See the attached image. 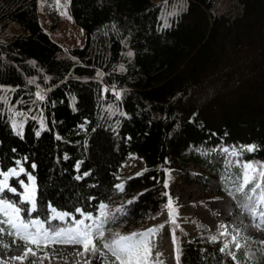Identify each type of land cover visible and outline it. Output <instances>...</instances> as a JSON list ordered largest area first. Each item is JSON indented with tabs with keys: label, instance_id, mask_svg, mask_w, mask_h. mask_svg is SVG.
I'll return each instance as SVG.
<instances>
[{
	"label": "trees",
	"instance_id": "1",
	"mask_svg": "<svg viewBox=\"0 0 264 264\" xmlns=\"http://www.w3.org/2000/svg\"><path fill=\"white\" fill-rule=\"evenodd\" d=\"M37 1L0 0V172L16 170L17 193L0 199L22 220L49 235L80 220L99 226V251L75 264H119L100 254L114 230H154L148 241L162 224L175 230L168 214L148 224L169 208L171 177L195 180L189 164L206 171L197 182L250 197L251 215L264 205V0H187L167 23L154 0H68L84 43L66 52L40 25ZM0 228L6 252L84 251ZM175 232L177 264H264V242Z\"/></svg>",
	"mask_w": 264,
	"mask_h": 264
},
{
	"label": "rangeland",
	"instance_id": "2",
	"mask_svg": "<svg viewBox=\"0 0 264 264\" xmlns=\"http://www.w3.org/2000/svg\"><path fill=\"white\" fill-rule=\"evenodd\" d=\"M154 3L161 9V20L167 23L178 12L184 11L187 0H154ZM36 9L39 23L44 31L65 52L83 45L84 33L72 20L68 11V0H38ZM7 30L12 31L13 25ZM41 92L39 91V94ZM17 119L18 115L14 114L11 121L14 127H16ZM136 164L138 165L137 161L133 160L125 169L124 175L128 176L131 166ZM140 168V165L136 166L135 170ZM185 170L195 173V180L186 181L184 177L179 179L171 177L168 186L172 192L170 200L173 204L165 213L148 224L149 226L155 221L163 222L164 214L169 215L168 220H175V223L172 222L175 230H171L167 224H162L150 237L148 245L151 254L147 264H177L178 237L175 231L191 235H195V232L214 233L217 236H225L224 238L229 242H236L241 237L243 241L264 240V209L261 215L251 218L248 214L249 207L253 205L250 197H244L241 194L233 196L230 192L218 189L219 183L216 181H210L207 185L197 182L196 180L206 175V171L199 170L190 164ZM120 233V229L114 230L109 234V240ZM26 250L23 247H17L7 253L0 246V264H75L82 258L80 248L70 245L62 246L54 252L32 251L25 256ZM103 253L105 256L109 255L107 249H104ZM247 258L254 262L258 260L252 250L247 251Z\"/></svg>",
	"mask_w": 264,
	"mask_h": 264
},
{
	"label": "snow or ice",
	"instance_id": "3",
	"mask_svg": "<svg viewBox=\"0 0 264 264\" xmlns=\"http://www.w3.org/2000/svg\"><path fill=\"white\" fill-rule=\"evenodd\" d=\"M131 55V53H129ZM252 151L253 149H248ZM246 170L251 169L252 165H246ZM22 172L23 169H20ZM16 175V170L13 169L11 172L2 173L0 172V176H3V182L0 183V192L4 190L11 191L14 194L16 193V189L14 187H10L8 184L9 176ZM261 175H264L262 173ZM32 177H29V180H32ZM248 182L247 171L245 172V183ZM258 187V185H257ZM243 191V188L240 189ZM27 201L32 203V209H35V202L31 198V194L28 195ZM0 206H3L5 209V216L7 217L5 220H0V225H6L12 229H14L19 236L21 233L25 235L22 237L24 239L36 238L37 240H52L54 242H69L77 245L83 246V255L84 253L91 252L92 255H96L99 249L93 244L94 236L99 237L100 239H104V232L100 230L99 226L95 230H93V226L91 224H85L84 220L78 221L77 227L73 229H60L54 231L51 235L47 231L43 230V225L40 224L39 221H24L20 217L21 208L17 207L12 203H7L3 199H0ZM169 207H171V200H169ZM10 210V214L8 212ZM63 219V217H61ZM86 219L91 220L92 217H86ZM175 223V220L172 221ZM30 228H34L35 231H29ZM4 231V228H0V232ZM154 230H149V232H145L142 234H132L130 236H119L114 239L111 243H104L103 247L111 251L112 255L119 261V264H147L148 257L151 254V249L148 245V236ZM9 235L12 233L9 232ZM139 235V238H137ZM175 243V239L173 241ZM91 245V248L89 247ZM225 248L227 245L224 246ZM224 251V248L220 249ZM29 252H32V249H27L25 252V256L28 255ZM35 254V253H33ZM101 255L103 253H100ZM22 259V258H20ZM179 258L177 257V260Z\"/></svg>",
	"mask_w": 264,
	"mask_h": 264
},
{
	"label": "bare ground",
	"instance_id": "4",
	"mask_svg": "<svg viewBox=\"0 0 264 264\" xmlns=\"http://www.w3.org/2000/svg\"><path fill=\"white\" fill-rule=\"evenodd\" d=\"M175 219V218H174ZM183 229V228H182Z\"/></svg>",
	"mask_w": 264,
	"mask_h": 264
}]
</instances>
